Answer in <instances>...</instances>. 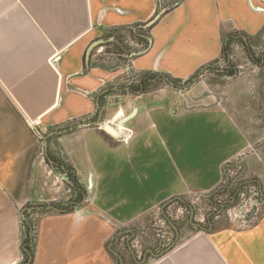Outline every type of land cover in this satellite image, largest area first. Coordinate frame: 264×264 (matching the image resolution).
Listing matches in <instances>:
<instances>
[{
  "label": "crops",
  "instance_id": "obj_1",
  "mask_svg": "<svg viewBox=\"0 0 264 264\" xmlns=\"http://www.w3.org/2000/svg\"><path fill=\"white\" fill-rule=\"evenodd\" d=\"M263 31L264 0H0V185L8 192L0 202L22 209L36 200L51 212L39 219L32 264H115L113 244L135 236L152 212L220 188L247 144L231 113L178 111L127 88L146 74L186 82L220 64L230 37L248 44ZM114 45L125 59L116 68L89 59L93 47ZM136 106L114 136L75 127L101 117L116 125ZM67 166L82 201L49 208ZM46 167L47 181L37 171ZM216 218L146 264H264V212L247 230Z\"/></svg>",
  "mask_w": 264,
  "mask_h": 264
},
{
  "label": "rangeland",
  "instance_id": "obj_2",
  "mask_svg": "<svg viewBox=\"0 0 264 264\" xmlns=\"http://www.w3.org/2000/svg\"><path fill=\"white\" fill-rule=\"evenodd\" d=\"M117 36L123 37L124 33L120 32ZM120 42H123L122 39L118 44ZM117 47L119 46L108 47L99 54L97 50L100 51V49L95 52L93 47V50L89 52V59L95 55V59H102L106 62L105 66L116 68L125 60L117 57V53L120 52ZM230 49L231 57H228V61L230 60L231 65L228 64L227 59H223L220 64L206 69L201 75L191 79V82L177 84L170 79L160 78L148 88L147 93L162 97L163 101L160 103L165 106L171 102L176 104L178 107L174 106V108L178 111L222 106L231 113L243 130L247 144L238 154L239 159L230 172L229 169L227 170V179L225 178L222 185L224 188L229 184L230 192H235L236 185H238L242 195L239 202H229L226 189L225 192L219 190L223 194L217 196L214 193L215 195L211 197H215L219 203L220 201L229 202V205H226L228 208H224L223 213H219L218 218L215 217L216 220L227 222L234 230H247L259 222V216L261 212H264V203L259 202V198L264 199V31L260 39L250 41V43L248 41V44L240 38L233 41L230 44ZM230 71H232L231 75ZM188 83H192V85L190 86ZM126 85V83L122 84L120 88L123 89ZM109 100L113 101L114 99ZM100 105L106 106L107 100L103 99ZM103 129L109 132L106 127ZM110 134L114 136L116 132L113 130ZM40 155V158H44L45 161L44 152ZM37 171L42 180L47 181V167ZM57 173H60V170ZM245 176L259 178L262 181V186L257 188ZM66 178L68 181L59 178L58 183L62 184V195L50 205L69 209L71 205H66L67 203L82 201L81 196L74 193L72 179ZM5 186L0 185V195L5 196L3 194L5 192L8 194ZM5 197L0 202V224H2L0 226V264L11 261H14L13 264H28L30 257L27 260L24 255L25 251L28 252L25 239L29 234V238L34 244L40 217L51 212L33 209L34 207H46V202L41 203L33 200L22 209H18L15 201ZM192 197L191 202L189 201L190 204L182 205L177 201L170 202L163 209L158 208L152 212L145 226L135 232V236L132 238H129L128 235L119 237L113 249L121 255L124 264H135L134 259L140 264H146L152 258V254L155 256L154 258L159 257L172 245L173 250L183 239L186 240L191 237L190 235H193L192 233L203 230L197 228L198 226H191L189 220L194 225L198 222L203 227L207 223L204 216L209 212H214V209L218 211L221 209L219 206L216 208V205L213 206L209 203L210 196L197 194ZM26 208L29 210H25ZM211 215L210 220H213L214 213ZM8 220L12 223L10 229ZM176 231H179V234ZM182 232L190 234L183 237ZM169 252H165L161 257ZM145 258L147 261L142 263ZM115 264H120L118 258H116Z\"/></svg>",
  "mask_w": 264,
  "mask_h": 264
},
{
  "label": "trees",
  "instance_id": "obj_3",
  "mask_svg": "<svg viewBox=\"0 0 264 264\" xmlns=\"http://www.w3.org/2000/svg\"><path fill=\"white\" fill-rule=\"evenodd\" d=\"M235 42V38L234 37H230V39H229V42L227 43V45L224 47V50H223V59H227V62H228V64L229 65H231V63H230V60L228 61V57L230 56V54H231V49H230V44L232 43V42ZM140 42L143 44V46L145 47V49H147L148 48V46H149V43H148V41L146 40V39H144V38H141L140 39ZM144 49V50H145ZM117 50H120V52H118L119 54H123V50H121L119 47H117ZM208 69H210V67L208 68ZM230 73V75H231V73H232V71H230L229 72ZM198 76V75H197ZM158 76L157 75H153V74H146V75H143V77L141 78V82H140V84H138L137 86H135V87H133V93H147L148 91V88L150 87V86H152V85H154L156 82H157V80H156V78H157ZM160 78H162V77H160ZM191 79H194V78H191ZM191 79L190 80H188V82H191ZM156 80V81H155ZM170 80H172V79H170ZM174 83H182L180 80H172ZM53 159L56 161V159L53 157ZM229 164H231V163H229ZM59 165H61V164H59ZM235 165V163H233L232 164V166H228L227 165V167H226V170H228L229 169V172H230V170L232 169V167ZM56 169H58V170H61V168H60V166H56L55 167ZM65 173L68 175V177H69V179H72V181H73V184H74V187L76 188V189H79V184H78V182H77V180L72 176V174H71V168L70 167H65ZM228 172V171H227ZM228 174V173H227ZM254 185H256V186H258L256 183H253ZM228 186H229V184H228ZM228 186L227 185H225L224 186V188H223V185H221L220 186V188L216 191V192H213V193H211V194H209V196L211 197L212 195H215L214 193H216V195L218 196V195H220V194H223V192L222 193H220L219 192V190L220 191H226V189H227V192H228V199L230 200L229 202H239V200H240V197H241V195H242V192H241V190L239 189V188H237V190L235 191V192H230L231 191V189L229 190L228 189ZM236 193V194H235ZM208 196V197H209ZM208 201H209V203H211V204H213V206H215L216 205V208L219 206L220 208H221V210H217V209H214V212H209V214L210 213H214V217H216V216H218V215H220L219 213H223V212H221V211H223L222 209L223 208H228V206H226V205H229V202H226V201H224L223 203V205H221L218 201H216L215 200V197H211V198H209L208 199ZM218 202V203H217ZM180 203V202H179ZM183 205V204H182ZM226 206V207H225ZM209 216V215H208ZM208 216H207V221H209V218H208ZM210 216H212L211 214H210ZM28 230H29V228H28ZM25 246L27 247V249H28V252L27 251H25V253H24V255H25V257H26V259L28 260L29 259V257L31 258H33V255H34V249H33V247H34V244L31 242V239L29 238V234H28V238H26L25 239ZM117 258V257H116Z\"/></svg>",
  "mask_w": 264,
  "mask_h": 264
},
{
  "label": "water",
  "instance_id": "obj_4",
  "mask_svg": "<svg viewBox=\"0 0 264 264\" xmlns=\"http://www.w3.org/2000/svg\"><path fill=\"white\" fill-rule=\"evenodd\" d=\"M173 84V83H172ZM188 85H192V83H188ZM127 90H131L130 88H127ZM139 110H140V107L139 106H136L134 109H133V111L129 114V115H127V116H124V117H122L117 123H116V125H111V124H109V123H105V122H103V120H102V117L100 118V119H98V120H96V121H90V122H86V123H81V124H79L78 126H75L76 128L77 127H83V126H88V125H94V126H99V127H101L102 129H103V127H106L107 128V130L109 131V133L110 132H112L113 130L114 131H116L118 134H119V132H120V129H125L126 127H127V123L130 121V120H132L133 118H135V116L138 114V112H139ZM46 155L48 156V158H49V160H50V162L52 163V164H57L56 162H55V160H53L52 158H50L49 157V154H48V152L46 153ZM228 166H232V164H228ZM243 167L245 168V165H243ZM245 170H246V168H245ZM262 201H263V203H264V200L262 199ZM45 208H47V206L46 207H34L33 209H45ZM49 208H52V209H56L57 207L56 206H54V205H51V206H49ZM25 210H29L28 208H26ZM193 218V217H192ZM168 220V219H167ZM212 225V224H211ZM195 226H198L197 228H200V229H205L204 227H202V226H200L199 224H195ZM179 236V235H178ZM113 246H114V244H113ZM172 248H173V245L168 249V250H166L165 252H169L170 250H172ZM112 252L115 254V256L119 259V261H120V264H124V260H123V258L121 257V255L117 252V251H115L113 248H112ZM165 252H163L159 257H157V258H160ZM32 260H33V258L31 257L30 258V260H29V262H28V264H31L32 263ZM147 261V258H145L143 261H142V263H145Z\"/></svg>",
  "mask_w": 264,
  "mask_h": 264
},
{
  "label": "flooded vegetation",
  "instance_id": "obj_5",
  "mask_svg": "<svg viewBox=\"0 0 264 264\" xmlns=\"http://www.w3.org/2000/svg\"><path fill=\"white\" fill-rule=\"evenodd\" d=\"M157 79H160V77H157L156 80H157ZM156 80H155V81H156ZM134 82H135V81H134ZM134 82L128 86V88H130L131 90H127V92L132 93V94H135V95H137V94H143V93H133V90H134L133 87H135V86H137L138 84H140L141 80H137V82H135V83H134ZM64 169H65V168H64ZM255 186H256V185H255ZM258 187H259V186H257V188H258ZM238 188H239V187H238ZM239 189H240V188H239ZM240 190H241V189H240ZM262 199H263V198H259V200H260L259 202H263ZM263 200H264V199H263ZM239 201H240V200H239ZM223 202H224V201H222V202L220 201L221 205L224 204ZM56 207H57V206H56ZM226 208H227V207H226ZM220 210H221V209H220ZM222 210H224V208H223ZM221 212H223V211H221ZM208 215H209V216H208ZM207 216H208V218H209V220H210V218H211L210 214L205 215V217H206L205 219H207ZM206 222H207V220H206ZM197 224H198V222H197Z\"/></svg>",
  "mask_w": 264,
  "mask_h": 264
},
{
  "label": "built area",
  "instance_id": "obj_6",
  "mask_svg": "<svg viewBox=\"0 0 264 264\" xmlns=\"http://www.w3.org/2000/svg\"><path fill=\"white\" fill-rule=\"evenodd\" d=\"M236 206H238V205H236ZM204 219H205V216H204Z\"/></svg>",
  "mask_w": 264,
  "mask_h": 264
}]
</instances>
